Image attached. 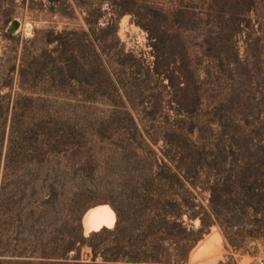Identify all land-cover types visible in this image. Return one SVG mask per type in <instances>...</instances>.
I'll use <instances>...</instances> for the list:
<instances>
[{
	"label": "trees",
	"instance_id": "16d2710c",
	"mask_svg": "<svg viewBox=\"0 0 264 264\" xmlns=\"http://www.w3.org/2000/svg\"><path fill=\"white\" fill-rule=\"evenodd\" d=\"M107 3L112 11L104 25L103 2L93 23L85 19L88 31L69 33L82 36L86 79L79 82L91 89L100 58L97 34L112 31L119 41L120 19L131 12ZM1 7L0 31L17 43L10 27H19L14 3ZM232 7L227 22L240 33L244 23ZM69 34L48 31L37 48L36 32L19 62L0 65V264H188L214 227L237 251L264 243V119L239 110V92L231 88L224 97L214 96L199 72L191 67L186 81L183 69L175 92L189 109L179 111L176 125L122 132L112 126L117 115L100 122L84 106L71 109L67 101L50 98L53 89L78 81L69 77ZM149 41L159 74L170 65L171 40L151 32ZM54 43L56 60L49 49ZM210 44L208 39L200 45L201 55L223 61ZM175 45L191 58L187 42ZM129 135L150 146L105 154L95 144ZM99 205L112 207L116 224L86 236L82 218ZM85 246L91 262L82 261Z\"/></svg>",
	"mask_w": 264,
	"mask_h": 264
},
{
	"label": "rangeland",
	"instance_id": "374dc122",
	"mask_svg": "<svg viewBox=\"0 0 264 264\" xmlns=\"http://www.w3.org/2000/svg\"><path fill=\"white\" fill-rule=\"evenodd\" d=\"M108 1L114 4L115 10L131 12L120 19L119 41L112 31L97 34L100 58L96 62L91 89L79 82L86 79L79 47L82 36L70 34L88 31L85 19L90 17L93 23L98 15L97 8L103 2L102 11L107 14L100 24L104 25L112 11ZM13 3L12 13L19 22L18 29L14 30L18 42L6 39L0 31V65L19 62L26 40L35 37L36 32L37 48L43 46L48 31L70 33L67 37L74 42L68 52L72 69L69 77L74 75L78 81L53 89L50 98L59 103L67 101L71 109L84 106L95 113L100 122L117 115V121L112 124L114 129L132 133L136 127L147 130L175 126L179 111L189 109L179 104L175 86L183 69L187 72L185 80L190 79L191 67L206 79L205 90L224 97L235 88L240 95L237 103L242 104L239 110L264 119V0H26L25 3L23 0H0L1 10ZM233 5L237 6L244 23L241 32L235 34L227 22ZM179 8L188 16H183ZM188 17L193 19L190 21ZM13 26L10 24L11 30ZM151 32L171 40L166 51L170 65L160 67L159 74L155 72L156 57L149 41ZM181 39L187 42L190 59L183 58L175 45ZM208 39L223 61L201 55L200 45ZM56 45L49 47L53 60L60 56ZM165 74L173 79L174 88ZM88 98L91 101H85ZM150 143L134 139L132 135L95 142L105 154L122 153L131 145L147 148ZM162 144L160 141L159 146ZM194 224L196 228L200 226L199 221ZM84 232L89 235L86 230ZM91 253V248L85 246L82 261L91 262ZM188 264H264V243H252L246 251H237L227 245L220 230L214 227L193 250Z\"/></svg>",
	"mask_w": 264,
	"mask_h": 264
},
{
	"label": "bare ground",
	"instance_id": "6f19581e",
	"mask_svg": "<svg viewBox=\"0 0 264 264\" xmlns=\"http://www.w3.org/2000/svg\"><path fill=\"white\" fill-rule=\"evenodd\" d=\"M88 216L89 222L85 225L87 235L103 227L113 228L117 220L115 211L109 205L98 206L92 209Z\"/></svg>",
	"mask_w": 264,
	"mask_h": 264
},
{
	"label": "water",
	"instance_id": "95a60500",
	"mask_svg": "<svg viewBox=\"0 0 264 264\" xmlns=\"http://www.w3.org/2000/svg\"><path fill=\"white\" fill-rule=\"evenodd\" d=\"M16 28H17V24H15V25L13 26L12 31L16 30ZM99 206H103V205H99ZM96 207H98V206H96ZM96 207H93V208L89 209V210L84 214V216H83V218H82V225H83L84 230H86V228H85L86 223L89 222V216H88L89 212H90L92 209L96 208Z\"/></svg>",
	"mask_w": 264,
	"mask_h": 264
}]
</instances>
